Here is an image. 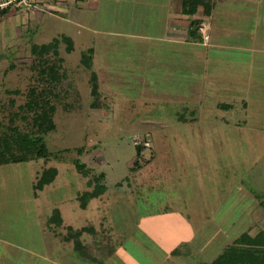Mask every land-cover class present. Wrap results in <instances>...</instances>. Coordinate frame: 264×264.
Returning a JSON list of instances; mask_svg holds the SVG:
<instances>
[{
    "label": "rangeland",
    "instance_id": "obj_1",
    "mask_svg": "<svg viewBox=\"0 0 264 264\" xmlns=\"http://www.w3.org/2000/svg\"><path fill=\"white\" fill-rule=\"evenodd\" d=\"M53 1H44L54 7L42 9L40 20L32 16L35 20L27 28L23 8L16 10L15 18L0 20V123L6 125L25 104L29 88L37 86L32 46L63 36L75 43L72 54L64 42L60 47L67 80L58 90L56 129L46 137L57 158L0 167V264H210L242 235L264 231V209L256 198L264 197V65L254 71L259 84L253 86L249 59L243 55L247 52L206 71L198 62L204 59H197L188 47L181 54L176 51L182 47L174 51L148 39L166 34L161 19L158 24L151 19L157 0H95L94 8H89L91 0L89 5L85 0H56L62 7ZM236 39L233 44L244 47ZM91 48L95 54L90 72L82 57ZM187 59L193 62L191 75L181 69ZM92 72L98 76L97 99ZM223 104L233 109L219 108ZM187 109L197 112V126L179 122L178 113ZM200 123L215 130L197 138L183 135V129H198ZM16 125L30 129L20 119ZM137 146L143 147L140 159ZM197 146L214 152L207 157L215 161L205 167L206 175L185 169L188 174L182 177L174 148L182 147L179 156L189 164L192 156L206 155L184 150ZM211 146L225 149L215 152ZM77 159L92 178L104 175L107 187L86 211L77 196L92 188L90 178L74 165ZM50 168H56L58 176L36 197L33 186ZM164 205L174 211L164 212ZM194 205L207 207L196 210L191 219L183 216L182 207ZM55 209L63 226L52 230L48 222ZM88 226L96 232L82 238L91 254L83 258L64 237L68 227ZM185 242L194 249L189 261L182 259ZM106 246L116 253L99 261L109 251Z\"/></svg>",
    "mask_w": 264,
    "mask_h": 264
},
{
    "label": "trees",
    "instance_id": "obj_2",
    "mask_svg": "<svg viewBox=\"0 0 264 264\" xmlns=\"http://www.w3.org/2000/svg\"><path fill=\"white\" fill-rule=\"evenodd\" d=\"M214 0H182V13L190 18L198 15L200 10L204 15L212 12ZM10 10H5L0 13V18L5 17ZM202 22L198 19L191 20L189 35L192 41L202 42L201 28ZM67 45V52L72 54L75 52V43L68 36H63L61 39H55L47 45H33L31 55L34 58L32 69L35 72L37 86H31L27 93L25 104L19 106L18 112L10 115L9 123H0V126L5 129L0 132V167L11 164L29 163L35 160L50 161L57 156L51 153L47 147L46 137L56 129L54 123V115L56 111V103L60 101L59 86L67 80L66 74L62 70L63 59L60 57V47L62 43ZM94 60V50L90 49L83 53L82 64L91 72ZM92 95L97 99L100 96L98 76L96 73L91 74ZM18 92H16L17 94ZM11 105H15V100L11 99ZM96 106V105H93ZM223 110H232L230 105H220ZM180 123H194L198 121L197 112L194 110H185L178 113ZM190 114L192 118H188ZM21 120L29 126V131H22L16 125V120ZM138 158L140 159L143 153V147H136ZM79 155L84 154V149L80 148L77 151ZM78 172L88 181L90 191L79 193L77 201L80 203V208L86 211L90 202L100 199L107 192V187L103 183L105 176L92 178L91 170L87 168L82 160L73 161ZM136 167H140L139 161L136 162ZM135 171V169H133ZM56 168L45 170L38 178L37 184L33 186L34 195L37 197L39 192H42L45 187L50 186L55 182L58 176ZM259 205L264 209V197L256 196ZM48 226L52 230H56L63 226V219L59 209H55L53 215L49 219ZM54 226V228H53ZM68 235L64 237L66 242H73L75 249L83 256L89 258V246L84 245L82 238L90 233L94 234L93 226L74 229L68 227ZM107 247V246H106ZM105 247V248H106ZM108 248V247H107ZM106 248V249H107ZM109 251L102 253L104 259L99 261H108L115 253L114 247H109ZM111 252V253H110ZM177 254V253H174ZM101 256V258H102ZM101 264V263H100ZM210 264H264V231L256 236L249 234L242 235L232 245L227 247L213 262Z\"/></svg>",
    "mask_w": 264,
    "mask_h": 264
},
{
    "label": "crops",
    "instance_id": "obj_3",
    "mask_svg": "<svg viewBox=\"0 0 264 264\" xmlns=\"http://www.w3.org/2000/svg\"><path fill=\"white\" fill-rule=\"evenodd\" d=\"M31 5L34 6L31 12L27 9L22 10L23 15L21 16V19L23 21V25H31V23L35 20L32 16H37L39 20L42 17V9H49L52 6L46 4L45 0H29ZM85 0L86 4L90 2L91 7H95V0ZM57 6L62 7L61 3H58L56 0L53 1ZM50 4V2H49ZM45 7V8H44ZM54 7V6H53ZM52 7V8H53ZM88 8V7H87ZM151 19L154 18L157 19V24L159 19L162 21V25L165 26V37L164 38H154V37H147L148 39L154 41V42H161L166 43L170 46L171 50H174L178 47H182V51L177 50L178 53H183L185 46L188 47L189 52H192L194 55L197 56V59H204L202 63L200 61L199 64L201 68L203 67L206 69V71L214 64H218L219 66L224 65L225 59H232L235 57V55H242L240 52H247L245 57L249 59V66L251 70V76H249V79H252V85L259 84V79L256 78L255 70L258 69L260 65H264V0H214V7L210 14L204 15L203 11L200 10L198 15H196L193 18H190L188 16L183 15L182 13V0H157L156 2L152 3L151 8ZM17 15V11L12 9L8 12V14L0 18V20L4 19L7 20V18H15ZM159 18V19H158ZM8 19V20H9ZM198 19L202 22V28H201V35H202V42L192 41L190 39L189 35V29H190V23L191 20ZM151 25V24H150ZM15 27H13L14 29ZM19 30L20 28H16ZM30 29V28H29ZM12 32V29L10 30V33ZM243 36V37H242ZM205 37H208V41L205 40ZM235 38H239L238 41L236 39V42H242V45L244 47H237L240 44H233ZM248 40V42L244 43V41ZM197 47L199 50L198 52H193L191 48ZM93 49V48H91ZM94 54H95V49ZM172 51V52H174ZM206 59V60H205ZM221 61V62H220ZM193 62H189V59H187V64L183 65L184 69L187 70L184 71L187 75H191L190 71L192 68ZM234 64V63H233ZM182 65V64H181ZM178 68V67H177ZM198 68V67H197ZM180 73L183 72V70L179 71ZM253 72V73H252ZM187 82L188 80L191 81V76L186 77ZM207 80V79H206ZM202 92V91H201ZM203 93V92H202ZM242 100H247V98H240ZM246 103V109L244 111H250V105ZM202 121V120H201ZM197 126L195 123H186L183 125V127H190ZM203 126V127H202ZM200 128L195 129L191 128V130H184L183 129V135L184 136H191L197 138V136H200L206 131V130H215L212 125L205 126L203 123H200ZM197 131V134H196ZM221 134V131H220ZM204 139V138H202ZM176 142V139L174 140ZM178 143V142H177ZM222 145L224 143L222 142ZM198 148H184V150L188 151L189 155H193L191 153V149L195 151V154H202L206 153L202 158H196L192 156L191 163L188 164L185 159H182L179 155L182 154V147H175L173 154H176V158L178 160V168L180 171H184V173L181 175L182 177H185V169H189L190 171H194L198 173V175H206L205 173V167L207 165H210L209 161H212L214 163L215 159H211L214 156H211L210 159H208V154L214 155V152H210V150L202 149V147L206 146H197ZM212 147V146H211ZM215 152L217 150L225 149L221 147L220 149L215 148V146L212 147ZM209 151V152H206ZM174 156V155H173ZM210 157V156H209ZM221 168L220 166H214L213 169ZM207 207V206H205ZM205 207H201L200 205H194L190 207H182V214L183 216L191 219L195 217L196 210H202L204 211ZM164 212H173L174 210L168 206H163ZM181 210V208H179ZM186 214V215H185ZM185 250L183 253L184 257L182 258L184 261H189L193 258L194 255V249L191 246L189 248L187 245L190 243L185 242ZM187 244V245H186ZM180 255V254H178ZM178 258V256L176 257Z\"/></svg>",
    "mask_w": 264,
    "mask_h": 264
},
{
    "label": "built area",
    "instance_id": "obj_4",
    "mask_svg": "<svg viewBox=\"0 0 264 264\" xmlns=\"http://www.w3.org/2000/svg\"><path fill=\"white\" fill-rule=\"evenodd\" d=\"M19 8H34L28 0H0V13L5 10H18ZM208 37L205 40L208 41Z\"/></svg>",
    "mask_w": 264,
    "mask_h": 264
}]
</instances>
